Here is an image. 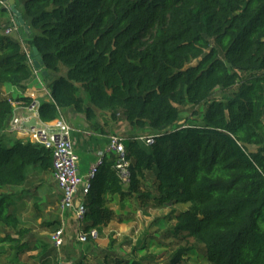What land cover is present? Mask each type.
<instances>
[{"label":"trees","instance_id":"1","mask_svg":"<svg viewBox=\"0 0 264 264\" xmlns=\"http://www.w3.org/2000/svg\"><path fill=\"white\" fill-rule=\"evenodd\" d=\"M15 1L28 29L6 34L15 17L0 5V264L60 261L21 219L28 202L29 214L39 210L30 196L52 172V152L29 138L3 144L13 102L34 101L1 96V88H28L33 47L50 97L38 103L41 122L70 108L93 125L106 112L129 128V179L105 151L82 197L83 231L128 223L130 202L145 213L185 202L188 209L164 217L186 246L163 264H185L199 244L208 264H264V0ZM52 216L38 227L53 232L60 223ZM117 247L112 238L105 247L64 243L60 264H154L135 256L147 247L139 241L127 256ZM27 252L36 253L21 257Z\"/></svg>","mask_w":264,"mask_h":264},{"label":"crops","instance_id":"2","mask_svg":"<svg viewBox=\"0 0 264 264\" xmlns=\"http://www.w3.org/2000/svg\"><path fill=\"white\" fill-rule=\"evenodd\" d=\"M14 2L15 8L20 12V4H17L15 0ZM10 11L9 14L13 13L12 11ZM13 20L15 21V19ZM17 37L21 39L23 38L21 33L18 34ZM33 71L34 73L35 71H37L35 78H33L28 83V88L23 93L13 86H5L1 88V96L16 98L22 95L24 97H30L32 98L34 103L37 104V106L41 100L48 101L50 97L45 87V82H43V80H41L39 77V75L42 74V69L40 68L39 70H36V68L33 66ZM13 105V118H18L20 120L21 126L17 129H12V124L10 122L9 128L4 132V136L9 140L12 138L26 139V129L28 127H26L24 123L31 121L32 119L40 122L37 114V107L36 109L30 110L29 108L25 107L20 101L13 102ZM59 117H61L70 128V137L73 141L74 149L78 156V173L83 178H86L90 167L97 162L100 153L107 150L106 144L108 136L113 134V132L117 133L116 131L121 129V127L124 126L122 124H124L125 122L121 120L115 122L108 115V113L103 112L98 114L96 125H93L89 123L82 114L76 113L70 108L61 110ZM53 121L47 122L46 124H52ZM121 130L124 132V135L122 136L124 137L126 133H128V129L123 128ZM117 134L121 135V133ZM37 185L38 186L33 189L30 197H33V200L38 197L37 201L39 202V204H43L44 202V204L49 205L46 207V209L43 207L45 211L44 216L50 218L53 215V220L59 219V226L64 225L66 230L70 229V226L74 223V220L68 212H65L63 214L61 213V210L59 208L61 191L58 188V185L53 177V173L51 172L47 175H43L42 179L38 182ZM82 197L83 195L81 194V192H77V194L75 195V202L82 201ZM28 211V213H30L31 209L29 208ZM41 218L42 216H39V218L36 220V223H39ZM80 226L81 225H77V228L82 230ZM51 245L53 246L52 243Z\"/></svg>","mask_w":264,"mask_h":264},{"label":"rangeland","instance_id":"3","mask_svg":"<svg viewBox=\"0 0 264 264\" xmlns=\"http://www.w3.org/2000/svg\"><path fill=\"white\" fill-rule=\"evenodd\" d=\"M11 35L17 38V32H13ZM219 95L220 94H216L217 97H219ZM185 110L187 112V115H189V118L190 116L192 117V115H190L191 113L190 109L185 108ZM122 125L124 126H122L121 129L127 128L129 130L126 123ZM121 129L117 130L116 132L121 133V136H123L124 132ZM138 134H147V132L139 131ZM143 136H148V135H142V137ZM3 144L5 146H9L10 140L4 139ZM249 148L253 149V147H249ZM47 206L49 205L44 204V202L43 204H39V210H37L36 208V210H34L35 216H33L28 213L29 212L28 209L30 208L31 210H33L34 207L32 206L31 202H28V205L25 208L21 219L23 221L31 219L29 225L32 227L31 233H32L33 241H35L36 239L43 240L44 242L50 244L49 241L52 230L42 229L38 227V224L36 223V220L39 218V216L46 217L44 216L45 211L43 207L46 209ZM113 206L116 207V205ZM189 206L190 203H185V202L174 203L165 208L148 209L147 213H145L144 211H141L138 208L134 212L133 210L136 207L132 204V202H130V204L125 205L126 211L128 212L127 214L130 215L129 222L123 224V223H118L116 220L111 221L108 225L102 227L101 229L102 231H99L100 232L99 236H97V238H94L93 242L96 243L99 247H105L107 246L110 238L115 239L116 246H118L117 248L120 249L121 247L120 250L122 251V255L127 256L129 253H131L132 251L131 248L134 247V245H136L137 242L139 241L140 244H145L147 247L143 251L142 250L135 251V256L137 258H141L143 256H153L155 258L154 264H163V261L168 254H171L174 250L180 247L186 246L185 241L181 243H178L177 241V237L180 235V233L176 234L174 232L173 227L175 225V222L174 221L167 222L164 216L168 215L170 212H179L186 210L189 208ZM71 217H73V215H71ZM81 222L79 225H81ZM76 230H77V223L74 220V223L70 226V229L66 230V228H64V243L70 245L72 242H76V238H75ZM32 240L28 239L27 236L24 238V242L26 243L32 242ZM121 243H123L122 246ZM55 249H57L56 250L57 260H60L58 261L59 264L63 263L61 261L62 256H60L59 254V248H55ZM35 253L36 252H27L23 254L21 257H25L26 255L29 256L34 255ZM162 253L165 254L162 255ZM201 254H203V247L202 245L199 244L196 246L195 252L193 253L188 252L185 255L184 257V259L186 260L185 264H208L203 259V255ZM168 259L169 256L167 260ZM32 261L33 260L31 259V262Z\"/></svg>","mask_w":264,"mask_h":264},{"label":"built area","instance_id":"4","mask_svg":"<svg viewBox=\"0 0 264 264\" xmlns=\"http://www.w3.org/2000/svg\"><path fill=\"white\" fill-rule=\"evenodd\" d=\"M0 4L10 11L7 0H0ZM11 12V11H10ZM17 29V24L13 20L12 24L7 26L4 30L6 34H9L13 30ZM37 71H35L36 75ZM37 104L33 102L30 105V110L36 109ZM42 127H28L26 130V136L33 142L40 143L45 148L51 150L53 159V177L61 191V197L59 200V208L61 213L68 212L70 216L73 215V219L77 225L83 220L84 207L82 201L75 202V195L77 192H81L84 196L90 187V179L93 178L96 166L99 163V159L104 152L100 153L97 162L92 165L87 173L86 178H83L78 173V156L74 149L73 141L70 137V128L68 124L58 117L52 124L42 123ZM12 129H17L21 126L18 118H13L11 121ZM139 139L143 140L146 144L153 142L152 136H140ZM107 150L115 152L117 155L115 163V171L118 177L127 182L129 179V161L124 156L123 137L120 134L113 133L107 140ZM64 225L56 228L51 236L50 240L54 247L59 248L64 244ZM99 233L97 229H89L87 232L77 228L75 231L76 241L84 243L88 239L93 240L97 238Z\"/></svg>","mask_w":264,"mask_h":264},{"label":"water","instance_id":"5","mask_svg":"<svg viewBox=\"0 0 264 264\" xmlns=\"http://www.w3.org/2000/svg\"><path fill=\"white\" fill-rule=\"evenodd\" d=\"M7 2L9 3L10 9L15 16L16 24L19 26L20 25L23 26L25 29H28V26H26L24 24L21 13L15 8L14 0H7ZM32 63L36 69H40L42 66V63H43V61H42V59H41L40 55L38 54V51L35 47H33V49H32ZM41 73H42V75H46L47 72L42 71ZM24 125L26 127H36V128L42 127V124L40 122H37L35 119H32L31 121L24 123Z\"/></svg>","mask_w":264,"mask_h":264}]
</instances>
